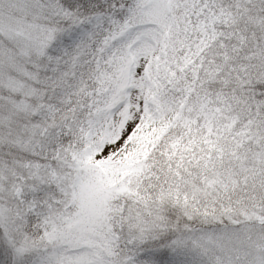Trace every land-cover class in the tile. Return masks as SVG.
Returning <instances> with one entry per match:
<instances>
[{
    "label": "snow or ice",
    "instance_id": "snow-or-ice-1",
    "mask_svg": "<svg viewBox=\"0 0 264 264\" xmlns=\"http://www.w3.org/2000/svg\"><path fill=\"white\" fill-rule=\"evenodd\" d=\"M0 264H264V0H0Z\"/></svg>",
    "mask_w": 264,
    "mask_h": 264
}]
</instances>
